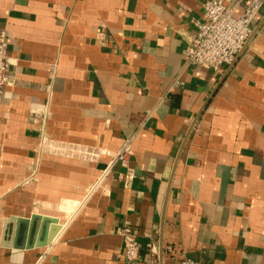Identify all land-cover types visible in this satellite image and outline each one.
<instances>
[{
	"label": "crops",
	"instance_id": "crops-1",
	"mask_svg": "<svg viewBox=\"0 0 264 264\" xmlns=\"http://www.w3.org/2000/svg\"><path fill=\"white\" fill-rule=\"evenodd\" d=\"M204 1L0 0V264H264V9L215 72L184 61Z\"/></svg>",
	"mask_w": 264,
	"mask_h": 264
},
{
	"label": "built area",
	"instance_id": "built-area-1",
	"mask_svg": "<svg viewBox=\"0 0 264 264\" xmlns=\"http://www.w3.org/2000/svg\"><path fill=\"white\" fill-rule=\"evenodd\" d=\"M229 1L228 4H225ZM242 4V11L234 16V9ZM264 9V0H205L202 4V14L199 19L193 20L195 32L188 38L184 48V61L187 66H200L212 71H219L235 60L241 52L251 33V23ZM11 60L7 55V38L4 32L0 33V88L7 84V72L11 67ZM130 154L126 142L107 165L109 170L112 164L120 162L126 166L127 156ZM102 174L92 184L89 192L102 180ZM130 171L126 172L124 181L129 184ZM118 235L122 241V251L118 255L125 261L139 259L140 246L136 235L129 226H123ZM153 262L157 264V248L152 242L146 244ZM170 252V248H168ZM178 264H204L201 261L182 257Z\"/></svg>",
	"mask_w": 264,
	"mask_h": 264
},
{
	"label": "water",
	"instance_id": "water-1",
	"mask_svg": "<svg viewBox=\"0 0 264 264\" xmlns=\"http://www.w3.org/2000/svg\"><path fill=\"white\" fill-rule=\"evenodd\" d=\"M50 218H46V217H43V218H41V217H37V216H33V217H31V218H29V221H31V224H33V223H35V222H37L38 220L39 221H45V222H47L48 220H49ZM54 234H55V231H54ZM53 235V234H52ZM47 243V240L45 239V240H42V241H40V242H38V244H37V246H43V245H45Z\"/></svg>",
	"mask_w": 264,
	"mask_h": 264
}]
</instances>
